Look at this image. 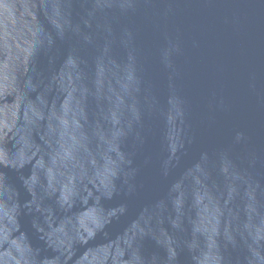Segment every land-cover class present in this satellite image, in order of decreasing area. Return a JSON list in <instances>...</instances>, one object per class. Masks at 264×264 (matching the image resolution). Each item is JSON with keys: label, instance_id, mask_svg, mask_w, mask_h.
Listing matches in <instances>:
<instances>
[{"label": "water", "instance_id": "95a60500", "mask_svg": "<svg viewBox=\"0 0 264 264\" xmlns=\"http://www.w3.org/2000/svg\"><path fill=\"white\" fill-rule=\"evenodd\" d=\"M0 264H264V0H0Z\"/></svg>", "mask_w": 264, "mask_h": 264}]
</instances>
